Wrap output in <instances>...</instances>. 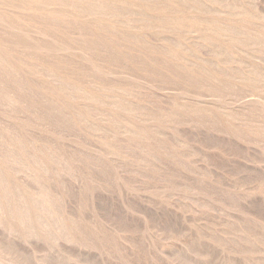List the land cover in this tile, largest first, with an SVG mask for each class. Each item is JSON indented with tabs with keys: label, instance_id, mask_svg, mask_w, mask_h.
<instances>
[{
	"label": "bare ground",
	"instance_id": "1",
	"mask_svg": "<svg viewBox=\"0 0 264 264\" xmlns=\"http://www.w3.org/2000/svg\"><path fill=\"white\" fill-rule=\"evenodd\" d=\"M0 3L4 10L0 9V108L10 112L9 110L20 107L23 113L22 120L0 113V117L6 116L4 121L1 120L3 118H0V264H44L43 257L39 256L42 254L44 256L45 252V256L46 254L50 256L48 258L46 256V264L49 259V264L80 263L78 260L74 261L72 252H70L71 254L67 253L62 246H70V248L79 251L91 248L99 250L100 253L108 248L109 242H106L105 245L102 244V247L101 243H98L100 241H96L98 233L104 232V225L100 224V221L102 230L99 232L96 229L94 232L81 213L72 214L65 207L68 202L66 193L68 190L65 189L64 179L76 180L79 178V168L82 166L78 165L79 168L75 166L79 170L75 169L66 154L60 150L55 151L57 147L53 149L51 145L44 143L46 139L42 141L40 137L36 139V137L33 138L34 136L26 135V131L32 130L46 134L47 132L42 128L49 118L56 122L55 125H52L53 127L67 130L79 128V131L80 128H83L84 135L85 132L87 137L91 135L93 140L95 139L94 144L96 142L97 148H99L95 152V148H93L96 146L95 144V146H91V152L94 150V154L99 153L104 156L100 159L96 157L98 161L106 160L105 156H111L112 159H109L112 161L113 157H116L114 161L117 158L128 159L127 157H130L132 159L128 160L134 161L132 162L134 164L137 160H143L145 163L150 162V164L156 161L158 164L157 151L160 149L157 144L163 146L164 137L161 140L159 135L163 134V130L166 128L164 127L165 123L173 119L178 120L184 115H186L185 117L187 115L196 116L199 119L209 117L213 121L218 120L216 117L219 116L222 125L227 126L226 130L239 139L247 142L252 140V136L253 139L254 137L264 139V126L262 127L264 122V16L260 13L261 10L259 11L256 7L257 5H254L255 0L253 4L251 0H0ZM5 10L10 14H7L8 12L6 13ZM148 33L157 35L160 39L159 44L155 45L146 40ZM204 50L208 52V54L206 53L207 57L204 54L201 55ZM101 52H104L105 55L100 54ZM105 56L106 59L108 58L105 62L107 64H99L98 61L101 59L98 58L97 61V57ZM72 58L79 60L80 64L84 62L83 66L85 62L90 64V69H84L71 63L69 59ZM124 61L128 67L130 62H134L135 65H131L134 67L133 70L135 69V72H130L132 76L128 72L132 71L131 67H129L131 70L126 68L128 70L126 73L117 68L118 62L120 64L123 62L126 67ZM140 69H143L145 74L147 72L148 77L151 74V78L146 80L148 77L144 76L142 74L144 71L141 72ZM137 70L141 72L139 77L136 76L137 79H142L140 78L142 75L148 82L152 79L149 84L145 81L146 85L152 86V88L155 86L152 83L157 82L155 80H159L158 83L162 81L163 85L164 82L166 83L161 90L160 86L157 88L158 92L159 90L164 92L167 83L174 84L169 83L168 85V87L171 86L170 91L172 92L165 91L167 98H170L167 107L150 108L147 107L145 101L136 99L137 90L142 88L137 85L138 83L133 84L132 77L136 79L134 73ZM152 77L159 79L154 80ZM128 79H132L133 82L129 84ZM187 83L197 89L198 92L194 91L200 93L201 97L199 98L200 95H198V99L202 98V101L193 99L192 96L194 95L196 98V95L193 93L194 91H190L191 87L190 90L187 89ZM173 86L175 88L171 89ZM152 88L151 90H156ZM200 89H206L205 95L207 92L209 93L207 97L211 93L213 100L209 102L210 99H208L206 102L205 91L201 92ZM225 94L233 96L234 101L232 102L237 106L236 109L227 105L229 101L224 103L225 100H228L224 98L223 101ZM202 95L204 96L202 97ZM24 115L28 116V120L29 118L33 119L34 123L36 121L37 124L35 123L33 127L24 123ZM38 122H41L43 126L41 123L38 125ZM256 122H260L258 123L260 125L256 124L257 127L261 126L260 128H255V124V127L252 126ZM195 123L197 124V122ZM198 131L201 130L198 129ZM173 136L172 140H175L174 143L181 144L179 151H182L184 145L181 140L185 138L181 137L179 140V137L173 138ZM168 142L171 145L170 148L176 146V144L173 145V141ZM185 142L187 143V141ZM154 143H156V147H153ZM254 143L256 142L254 141ZM186 145L185 147H187ZM212 145L214 146V144ZM177 146L179 145L177 144ZM163 148L160 152L164 151L165 154ZM262 149L260 152H263L262 157L264 158V149L263 151ZM171 150L170 154L177 157L178 152ZM162 154L159 155L160 162ZM180 154L178 155L181 158L182 154ZM133 158L136 159L133 160ZM149 158L151 161H144ZM90 162L93 164L92 161ZM106 162L103 164L104 166ZM126 162L128 163V161ZM88 163L85 165L91 166ZM120 164H124V162L121 160ZM81 165L85 167L84 162ZM154 166L157 165L154 164ZM84 172L87 173V171ZM257 172L255 171V175H258ZM81 176L82 180L84 176L82 172ZM211 177L214 176L211 175ZM81 180L78 182L77 179L76 182L82 186L84 183ZM260 181H257L255 187H258V184L260 186L264 184L263 181ZM256 189L254 188V190L260 191L258 193H264V188ZM254 190L253 192H256ZM80 191L82 190L80 189ZM197 196L199 195L197 194ZM232 197L235 198L234 195ZM86 199L88 200V198ZM201 206L205 207V205ZM251 206L253 207V205ZM258 209L259 207L255 206V210ZM259 211L262 215L261 210ZM119 227L121 228V226ZM104 228L106 234L109 229L106 231L105 226ZM235 230L237 232V228ZM197 237L203 238L204 234L203 237ZM187 238L186 240L189 241L190 237ZM197 240L195 239V242ZM198 241L194 244L190 240L191 245L186 242V246L183 245L185 249L178 252L174 250L175 253L170 255V259L168 257L167 259L178 264H211V260L209 263L205 258L211 257L212 248L206 252L207 245H205L206 250L203 253L199 248L201 246L203 248L204 244L201 240L199 243ZM118 243V241H112L111 245L109 243L111 250H106L109 252L108 254L117 252ZM249 243L251 244V241ZM262 243H264V239H262ZM32 244L41 246L40 250L44 247L45 252L40 253L41 251L38 249L37 251L35 248L38 245L29 250L30 253L26 250L25 252L28 254H24L20 251L21 247H17L22 245L30 249ZM235 245L236 253L244 251V248L242 249L236 243ZM249 253H252L251 249ZM102 255L101 253L99 256L102 257ZM222 259L225 258L222 257ZM245 259H242V264H252L254 260L252 257L248 258L249 261L248 259L244 261ZM225 260V264H240L239 261L238 263L233 262L235 259L232 261L229 256ZM258 264H264V258H260Z\"/></svg>",
	"mask_w": 264,
	"mask_h": 264
},
{
	"label": "rangeland",
	"instance_id": "2",
	"mask_svg": "<svg viewBox=\"0 0 264 264\" xmlns=\"http://www.w3.org/2000/svg\"><path fill=\"white\" fill-rule=\"evenodd\" d=\"M251 1L253 4L254 0H251ZM254 5L255 6L257 5L256 7L259 9V11L261 10L260 13L262 14V16H264V0H255ZM0 7H1L0 9L3 10V6H1V3H0ZM7 12L8 11H6V13ZM7 14H10V13L8 12ZM146 40H148L149 42L151 41V43L156 45V44H159L158 41L160 39L157 37V35H155L153 33H148L146 36ZM192 40H190V41H192ZM204 52L203 53L201 52V55L204 54V56L207 57L206 55L208 54V52H206L205 50H204ZM100 54L105 55L104 52H101ZM98 58H99V60L100 59L101 60L98 61ZM102 58H104V59H102ZM105 59H106V56L105 57H97V61L101 65L107 64L105 62H107L108 58L106 60ZM69 60L71 63H73V64H75L81 68L88 69V70L90 69V64H88L86 62H85V65L83 66L82 64H84V62H81V64H80L79 63L80 61L77 60L76 58H72ZM121 61H122V59H121ZM126 62H128V61H126ZM124 63H125V61H124ZM117 64H119V66L117 68L121 71H124L125 73H126V71L131 70V68H132V71H128V72L129 73L135 72V69L133 70L134 67H131V65L133 66L134 62L129 63V67H131V68H129L126 65V63H125L126 67H124L123 62L121 64L118 62ZM136 68L138 69V67H136ZM140 70H141V72L144 71L143 69H140ZM139 72L137 70L136 73H134V74H136L135 77L138 76L139 74H141V72L140 73ZM134 74H133V76H134ZM142 74H144V76L148 77V75H146V74H148L147 72L145 74V71H144ZM150 75L151 74H149V77H150ZM130 76H132V73H130ZM149 77L146 78V80H149ZM132 78L134 79L133 80L134 82L132 81V79H128L129 84H130V82H133V84L138 83L137 85L142 87V88L137 90V94H136L137 100L145 101L147 103V107H150V108L153 107V108L159 109V106H161L160 108H164V107L168 106L170 98H167V95H165V91L166 90L170 91L171 86L168 87L170 82L167 83L168 85H166L167 87L164 88V92L163 91L161 92L160 90L162 89V87L166 83L164 82V85L161 84L162 83L161 80H160L161 82L158 83L159 80H155V79H159L158 77H156V78L152 77L155 81H157L156 83H152L153 85L155 84V86H153V88H155L156 90H151L152 86L150 87V86L146 85V82H148V81L144 80L143 75H142V77H140L143 80L139 79V78L137 79V77H136V79L134 77H132ZM128 80H127V83H128ZM151 80H150V82H148V84L152 82ZM155 81H153V82H155ZM133 84L131 83V85H133ZM170 84L174 85L173 83H170ZM187 85H188L187 89L190 90V87L192 88V90H190V91H194V90L197 91V89L192 87L190 84L187 83ZM146 86H148V88H146ZM159 86H160V90L158 92L157 88H159ZM184 87H186V85H184ZM143 88H145L146 90H144ZM168 88H169V90H168ZM173 88H175V87L173 86L171 89H173ZM198 90H199V88H198ZM202 90L205 91L204 92V95H205L206 89H202ZM202 90L200 89L201 92H202ZM195 91L193 93L196 95V98H194L195 97L194 95L192 97H193V99H198V95H200V93H196ZM170 92H172V91H170ZM153 93H154V97H153ZM145 94H146V96H144ZM207 94H209V93L207 92ZM207 94L205 96L202 95V97L203 96L205 97L206 102H208V99H210L209 102H211L213 100V96H211V93H210V95H208V97L209 96H211V97L208 98ZM159 96H161L162 98ZM200 97H201V95L199 96V98ZM231 97H232V99H230ZM224 98H226L228 100L226 101ZM250 98H252V97H250ZM198 100L202 101V98L198 99ZM224 100H225L224 103H226V102L228 103V101H229V103L227 105H229V106L231 105L230 107L233 106L232 107L233 109L235 107H237L235 104H233L232 101H234V99H233V96H231L230 94H225L223 97V101ZM158 101H159V103H157ZM2 110H4V109L0 108V113H4L8 116H15L17 118H21V120L23 118V113L21 112L20 107L15 108L14 110L13 109L9 110L10 112H6L8 110H6V111L4 110L5 112ZM239 111H241V110H239ZM246 112H248V111H246ZM246 112H244V113L249 115ZM24 116H25V118L23 119V121H25L24 123L29 124V126L32 125L33 127H34L35 123L37 124L36 121L34 123L33 119L29 118V120H28V116H26V115H24ZM185 116L186 115H184L183 117H181L178 120H175V119H173L174 121L169 120V121H167V123H165L164 127H166V128L164 130L166 132L163 130V134H160L161 136L159 135V138L161 140H162V137H164L163 138V146H160L159 144H157V145H158V148L160 150L163 147H166L167 149L175 150L176 152H178V154L181 153L182 155L185 154L186 156L185 155L182 156L180 154L181 155V158H180L179 155L176 153L177 157H176V155L173 157L172 154H170V153H172V152H170V150L168 151L167 149L163 148L165 150V154H164V151L163 152H160V150L157 151L158 152V158L156 160H157L158 164H156V161H155V163L151 162V164H150V162L145 163V162H143V160H140V161L135 160L136 163L134 164V163H132L134 161H129L130 159H132L130 157H127L128 159L130 158L129 160L125 158L126 161H128V163L125 161V159H118V158H117V160H116L117 162H116V161H114L116 159V157H113L114 160L112 161L111 156H109V157L105 156L106 160L108 159L107 162L105 159L98 161L97 158L100 159L104 156L99 155V153L98 154L96 153L97 156H95L96 154H94V150H92L93 152H91L92 147L95 146V144H96V142L94 144L95 139L93 140V137L91 135H89L87 137V133L85 132V135H86L85 136L83 133L84 132L83 128H80V131L78 130L79 128H77V130H78L77 131L74 128H73L74 130L73 129L67 130V129L61 128V127H56V126L53 127L52 125H55L56 122H55V120L52 121L50 118L48 119L49 122L46 121L45 122L46 125L44 124L45 126L42 128L48 134L47 133L45 134L44 132H41V131L38 132L37 130H32L33 132L32 131H30V132L26 131V135L28 137L34 136L33 138L36 137V139H37V137H40V139H42V141H44V139H46V142L47 141L48 142L47 143L44 142L45 144L51 145L53 149L55 147H57L55 151L60 150L64 154H66L67 157L70 158V161L72 162L74 168L77 170L80 169V176H79V178H77L78 182H80L79 180H81V177H82L81 172L83 173L84 181H82L83 180V178H82L81 182L84 184L82 186L80 183L78 184V182H76L77 179L76 180L69 179V178L64 179V183L66 186L65 189L68 190L66 192L67 196H68V198H67L68 202H66L67 205L65 204V207L67 208V210L69 212H71L72 214H77L76 212L81 213L84 216L85 221L90 226H92L91 229L93 228L92 231H94V232H96L95 231L96 229L98 231L102 230V225H104L106 227V231H107V229H109L108 232H106V234L104 233L105 232L104 226H103V230H104L103 233H102V231L101 232L99 231L100 233H98V231H97V233H98L97 237L98 238L96 239V241L97 240L100 241V242H98L99 244L101 243L100 245H102V244L105 245L106 242H109L111 245L112 241H118L119 242L117 252H115L114 254L111 253L112 255L108 254L109 252H107L108 250H111V246L108 243L107 245H108L109 249L105 247L107 251L104 249L106 252L105 251L101 252L103 254L102 257L99 256V255H101L99 250L89 248V249H81L79 251V250H76L74 248H70V246H62L63 249L64 248L66 249L67 253L72 252V254H73L72 257L75 259L74 261H77V260L80 261V263L75 262L73 264H94V263H96V264H131V263H133V264H178V263L173 262L172 260H168V259H170L169 258L170 255L175 253L174 250L177 252L181 251V250L185 249L184 246H186V244H185L186 242L187 243L189 242V244L191 245V243L196 244L198 240L199 241L201 240V242H203V244H204L203 248H202V246L199 248V250H202L201 252L205 253V251H204V250H206L205 245H207L206 246V248H207L206 252L209 251V248H210V250L212 248L211 257L209 256V257L205 258L206 261H209V263L211 260V264H219V263L223 264V261L225 264V261H226L225 259L228 258V256L230 257V259L232 261L235 259L233 262L238 263V261H239L240 264L243 263L242 262L243 258L244 259L246 258L244 261H247L248 258L250 259L252 257V259L257 261V262H255L254 260L252 261L253 263L255 262V264H258V260H260V258H262V259L264 258V252H263L264 251V245H263L264 243H262V239H264L263 238L264 237V231H263V229H264V220H263L264 219V214H263L264 213V198H263L264 193L261 191V193H263V194H260V193H258L260 191H256V190H259L256 188H264L263 187L264 184H261V186H260V184H258L257 185L258 187H255L257 184V181L261 180L260 182L263 181V183H264V158L262 157L263 152L262 153L260 152V150L264 147V141H263L264 139H262L260 137H259V139L254 137V139H253V136H252V140H254L256 143H254V141H252V140L250 142H247V141L242 140L241 138L239 139L237 136H235L234 134H231L230 132H228L226 130L227 126L222 125V123H221L222 120L219 116L216 117L218 120H214V121L212 118L210 120V118L208 117L209 118L208 122H207L208 118L206 119V117L199 119V117L196 118V116L195 117H192L190 115H187V117H185ZM4 117H6V116L3 115L2 117H0V118H3V119H1L2 121H4L6 119ZM198 119H199V121H198ZM178 121H179V123L177 124ZM164 122H166V121H164ZM171 122H173V123L175 122L176 124L174 125ZM195 122H197V124L199 126ZM212 122H214V123H212ZM260 122H261V120H260ZM260 122H258V123H260ZM40 123L38 122V125H40ZM258 123L256 122V123H253V125L252 124L251 125L253 127H255L254 124L256 125ZM172 124L174 125L173 127H172ZM258 125H260V124H258ZM42 126H43V124H42ZM167 126L169 129L171 128L172 130L168 129L169 130V132H168ZM263 126H264V122L262 123V127ZM260 127L259 126L257 127V125H256L255 128H260ZM36 128H37V126H36ZM38 128L40 129V127H38ZM198 129L201 131H198ZM39 133H41L42 135L41 134L39 135ZM174 133H175L176 137H179L178 138L179 140H181V137H184L186 139L185 140L182 138L183 140H181V143L182 142L184 143L185 141H187V143L186 142L184 144L182 143V145H184V147L182 148V151H179V148L181 149V146H180L181 144H179L177 142L174 143L175 140H172V136ZM184 134H185V136H184ZM177 135H179V136H177ZM175 136H173V138ZM91 137H92V139H91ZM56 139H57V141H56ZM69 139H70V141H69ZM191 139H192V141H191ZM198 140H199V142H198ZM168 141H170V143H171V141H173V145L176 144V146H173V148H170L171 145L169 144ZM52 144L54 145V147ZM154 144L155 145H153V147H156V143H154ZM177 144L180 147L177 146ZM212 144H214V146ZM185 145L187 147H185ZM81 147H82V150H81ZM160 147H162V148H160ZM229 147H230V149H229ZM233 147H234V149H232ZM93 148H95V152H96V149H99V148H97V144ZM158 148H154V149L157 150ZM122 149H124V148H122ZM263 149H262V151H263ZM125 151H126V148H125ZM166 151H167V154H166ZM189 151H190V153H189ZM97 152H98V150H97ZM239 152H240V154H239ZM242 152H244V153H242ZM250 152H251V154H250ZM173 153L175 154V152H173ZM161 154H162V158H161L162 161L160 162L159 155L161 156ZM246 154H247V156H246ZM93 155H94V157H93ZM190 155H192V156L189 158ZM74 156H76V157H74ZM98 156H101V157H98ZM170 156H171V158H170ZM242 157H244V158H242ZM79 158H80V160H79ZM91 158H94V159L92 160ZM95 158H96V160H95ZM109 158H111V159H109ZM136 158L138 159V157H136ZM136 158H133V160ZM203 158H205V159H203ZM175 159H177V160H175ZM85 160H87L86 163H85ZM121 160H122V162H124V164H120ZM148 160H150V158L146 159L144 161H148ZM80 161H81V163L84 162V165L89 162L91 164V166L88 167L87 165H85V167H84L83 165H81ZM90 161H92L93 164ZM118 161H120V162H118ZM152 161H153V158H152ZM163 161H164L165 165L163 164ZM105 162H106V164L104 166L103 164ZM239 163H240V165H239ZM154 164L157 166H154ZM78 165L82 166V168L81 167L79 168ZM110 165H112V166L110 167ZM75 166H77L79 169ZM124 166H125V169H124ZM167 166H168V169H167ZM100 167H101V169H100ZM249 167H250V169H249ZM112 168H114V169H112ZM169 168H171V169H169ZM201 168H202V170H201ZM203 168H205V169L203 170ZM92 169H94V170H92ZM242 169L244 172L242 171ZM257 169H259V170H257ZM250 170H251V172H250ZM84 171H87V173H85ZM146 171H148V172H146ZM255 171L256 172L258 171L256 173L258 175H255ZM175 172H176V174H175ZM260 172H261L262 176L260 175ZM253 173H254V175H253ZM177 174H178V176H177ZM229 174H233V175H229ZM211 175L214 177H211ZM252 175H253V177H251ZM129 177H131V178H129ZM249 177L252 179V181H251V179H248ZM256 177H257V179H256ZM261 177H262V179H261ZM243 179H244V181H242ZM240 180H241V182H240ZM246 182H249L250 184L246 183ZM110 184H112L113 187H112V185L110 186ZM236 184H238V185H236ZM243 184H244V186H243ZM252 185H253V187H252ZM198 187H199V189H198ZM79 188L83 192L80 191ZM254 188L256 190H254ZM228 189H229V192H228ZM248 190H250V191L248 192ZM253 190L256 192H253ZM111 191H112V194H111ZM74 192H76V193H74ZM224 192H225V194H224ZM197 194L199 196H197ZM129 195H130V197H129ZM233 195L235 198L232 197ZM120 196H121V198H120ZM86 198H88V200ZM261 199H262V201H261ZM187 200H189V201H187ZM93 201H95V202H93ZM155 201H157V202H155ZM179 201H181V202H179ZM197 201L200 203H198ZM259 201H260V203H259ZM78 202H79V204H78ZM84 203H85V205H84ZM173 203H174V205H173ZM88 204L90 206L89 207L90 209L88 208ZM201 205H205V207H203ZM209 205L212 207H208ZM235 205H236V207H235ZM251 205H253V207ZM255 206L259 207V209L255 210ZM240 208H242V209H240ZM259 210H261L262 215L260 214ZM92 214H93V216H92ZM230 214H231V217H229ZM258 215H260V216H258ZM112 218H113V220H111ZM93 219H94V221H93ZM129 220H130V223H129ZM99 221H100V224H102L101 228H100ZM114 221H117V222L114 223ZM111 222H112V224H111ZM150 224H152V225H150ZM234 225H235V227H234ZM242 225H243V227H242ZM119 226H121V228ZM236 228H237V232L235 230ZM238 229H239V231H238ZM134 230H136V231H134ZM131 231H132V233H131ZM145 231H146V233H145ZM181 232L183 235L181 234ZM100 234H101V236H100ZM203 234H204V237H203ZM210 234H211V236H210ZM213 235H214V237H212ZM258 235H261L262 237H260ZM133 236H134V238H133ZM197 236H201L203 238H198ZM135 237H136V240H135ZM187 237H190V240H192L193 242L190 243V240L189 241L186 240V239H188ZM101 238H103V239L101 240ZM214 238L216 241L214 240ZM195 239H198V240L195 242ZM258 239H259V241H258ZM244 240H246V241H244ZM248 240H249V242L251 241V244L248 242ZM199 241H198V243H199ZM220 242H221V244H220ZM235 243L238 244L239 246H241L242 249L244 248L243 249L244 251L242 253L241 252L240 253L235 252V250H236L234 248L236 246ZM37 245L38 244H32V246L29 247L30 249H28L27 246H22V245H18L17 247H21L22 250L19 248L20 251H22L24 254H28L31 252L29 250H32V248H35ZM187 246H189V245H187ZM68 247H69V249L67 250ZM102 247H103V245H102ZM40 248H41V246L38 245L35 249L40 250ZM35 249H33V250H35ZM42 249L40 250L41 251L40 253H43V251L45 250V248L43 250ZM250 249H251L252 253H249ZM258 249H259L260 253L258 252ZM26 250L28 253L25 252ZM122 250H124L125 252ZM162 250H163V252H162ZM73 251L74 252L76 251V252L74 253ZM96 251H98V252H96ZM246 251H248V252H246ZM220 252H222V253H220ZM45 253H44V256H45ZM150 253H151V255H150ZM39 254H37V255L39 256ZM44 256L42 254L39 257H41V258L43 257L42 259L45 262L44 264H46L45 258H46V256H47V258L50 256L48 254H46L45 257ZM130 256H131V258H129ZM133 257L134 258L136 257V258L134 259ZM143 257L145 260L144 259L142 260ZM167 257H168V259H167ZM222 257L225 259L223 260ZM232 257H234V258H232ZM86 259H87V261H86ZM236 259H238V260H236ZM249 259H248V261H249ZM90 260H92V261H90ZM146 261H148V262H146ZM49 262H50V259L47 262V264H49Z\"/></svg>",
	"mask_w": 264,
	"mask_h": 264
}]
</instances>
